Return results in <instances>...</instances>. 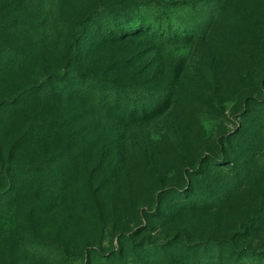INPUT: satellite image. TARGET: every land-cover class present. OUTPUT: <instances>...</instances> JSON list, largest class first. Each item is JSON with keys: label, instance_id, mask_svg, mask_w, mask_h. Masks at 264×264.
Instances as JSON below:
<instances>
[{"label": "rangeland", "instance_id": "374dc122", "mask_svg": "<svg viewBox=\"0 0 264 264\" xmlns=\"http://www.w3.org/2000/svg\"><path fill=\"white\" fill-rule=\"evenodd\" d=\"M95 8L160 14L189 36L77 41ZM44 12L46 76L112 77L150 106L76 108L68 172L39 196L56 205L31 212L28 186L0 207V264H103L131 249L149 256L147 243L172 264H264V0H47ZM40 240L48 253L32 254Z\"/></svg>", "mask_w": 264, "mask_h": 264}, {"label": "trees", "instance_id": "16d2710c", "mask_svg": "<svg viewBox=\"0 0 264 264\" xmlns=\"http://www.w3.org/2000/svg\"><path fill=\"white\" fill-rule=\"evenodd\" d=\"M46 1L0 0V207L17 202L23 191L33 186L37 197L30 201L31 212H45L56 205V196L49 200L39 196L45 187L57 192L59 180L68 172L66 165L74 156L76 145L73 126L77 116L82 115L76 108L81 103L89 109L87 114L93 116L105 107L126 116L130 112L132 115L140 110L146 112L150 106L144 99L137 101L128 95L134 85H124L112 77L76 69L47 76L43 73L45 67L37 58V41L41 22L46 19ZM83 22L77 41L96 36L107 41L150 36L167 44L185 41L189 36L185 24L171 22L160 14L149 18L131 9L95 8ZM122 24L126 28L118 30ZM24 78L28 80L21 81ZM144 246L143 252L150 254L144 255L146 258L138 257L137 250L131 249L130 255L120 252L106 258L103 264H172L166 248L153 243ZM201 246L205 248L206 244L193 245L192 251ZM48 247L40 240L30 252L40 256L42 252L48 253ZM95 264H99L97 258Z\"/></svg>", "mask_w": 264, "mask_h": 264}]
</instances>
